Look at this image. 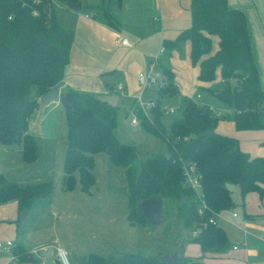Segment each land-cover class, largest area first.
<instances>
[{"label":"trees","instance_id":"16d2710c","mask_svg":"<svg viewBox=\"0 0 264 264\" xmlns=\"http://www.w3.org/2000/svg\"><path fill=\"white\" fill-rule=\"evenodd\" d=\"M80 0H0V143L19 145L21 160L31 163L37 158L35 140L28 131V120L38 105L31 97L32 86L37 97L63 80L69 61L73 30L57 20L54 3L66 6ZM111 0L87 4L93 17L117 27L110 10ZM119 2V0H116ZM190 24L179 31L175 39H164L165 49L177 41L188 40L192 64H198L197 78L212 81L219 70L220 82L206 91L225 106L233 109L236 129L264 128V87L259 81L245 13L230 7L227 0H190ZM36 14H33V12ZM210 35L218 36V48L210 53ZM166 84L156 90L155 105L150 108L151 119L141 108L131 104L141 128L166 142V151L155 154L138 166L134 145L121 142L116 134L117 109L95 94L66 88L63 94L71 103L65 107L66 149L61 182L65 190L76 183L82 192L89 193L95 182L92 172L93 154L105 152L109 161L124 169L127 189V214L130 223L149 224L138 207L145 199L156 197L178 199L177 218L186 227L199 226L208 218L210 210L220 211L233 205V191L225 187L232 183L240 197L251 191L264 194V157L250 156L243 151L235 137L218 132L215 125L220 116L208 105H200L192 96H182L179 117L167 126L162 121L161 96L177 92L173 74L160 68ZM236 82V85L234 84ZM191 162L201 174L203 198L209 207L203 215L197 213L190 189L183 186L182 165ZM77 172V177L75 176ZM53 189L51 180L31 184L7 181L0 172V201L16 200L18 210L29 209L37 197L48 196ZM186 197L182 201L180 198ZM202 252L218 250L226 242L224 230L218 224L200 226L190 238ZM10 253L18 261L35 259L33 252L21 243L10 246ZM52 264H60L54 261ZM80 264H167L159 256L131 252L108 254L89 253ZM173 264H204L200 257L183 255Z\"/></svg>","mask_w":264,"mask_h":264},{"label":"crops","instance_id":"0c3cea01","mask_svg":"<svg viewBox=\"0 0 264 264\" xmlns=\"http://www.w3.org/2000/svg\"><path fill=\"white\" fill-rule=\"evenodd\" d=\"M114 2L117 7L110 9V1L109 10L117 18L115 28L105 20L93 17L91 12L83 14L69 10L67 15L72 21L67 27L63 26L73 30V41L69 51V61L64 68V85L60 88L61 93L65 92L66 88H73L95 95L112 94L109 91L121 84L124 88L123 97L134 98L137 93H142L144 90L139 87L137 73L147 67L149 58L157 53L164 39H175L179 31L190 24V0ZM227 4L230 7L240 8L245 13L253 59L260 84L264 87V0H227ZM117 33L120 39H126V44L113 41ZM210 40V53H212L218 48V36L210 35ZM179 45H183L186 49L185 59L179 58ZM165 54L169 55L167 61L158 60ZM156 66L167 67L172 72L177 94L192 96L200 93L199 102L215 109L213 113L220 116L215 125L216 131L235 137L239 147L250 156L264 157V128L238 130L232 120V109L223 103V106L219 107L208 97L202 99L201 92L205 90L206 94H210L206 88L212 87L216 81L220 82L219 70L215 72V79L212 81H200L198 78L196 82L193 81L192 76L197 77L199 68L197 63L191 62L188 40L177 41L171 49H165L162 54H158ZM188 83L191 84L190 87ZM182 88L190 89L194 93L184 92ZM201 88L203 91L200 90ZM156 94L153 91L147 99L156 98ZM118 97L119 95L117 101ZM38 105L34 111L39 108ZM60 105V102H52L51 108ZM41 109L39 108L36 114H33L34 111L31 113L34 124L51 123V119L49 120L46 115H37ZM29 133L33 136L32 132ZM3 176L9 181L4 174ZM235 189L237 188L233 185L232 191ZM233 211L237 213L236 216L232 214ZM19 212L16 200L0 201V233L10 229L11 221L17 219ZM217 224L222 227L227 239L222 248L202 252L199 244L191 242L189 238L183 241V255L200 257L204 264H264V194L260 196L256 191H251L237 201L233 197L231 207L218 211ZM7 241L11 242V246L17 244L10 239ZM50 242H57L56 249H63L57 237L37 243L30 249L21 243L27 250L35 253V259L20 262L11 255L10 247H7L5 248L7 255L2 254L0 250V264H44L41 252L46 246L52 247L49 245ZM54 253L52 247V254Z\"/></svg>","mask_w":264,"mask_h":264},{"label":"rangeland","instance_id":"374dc122","mask_svg":"<svg viewBox=\"0 0 264 264\" xmlns=\"http://www.w3.org/2000/svg\"><path fill=\"white\" fill-rule=\"evenodd\" d=\"M80 1L82 7L77 11L83 14L92 13L91 9L85 7L87 4L101 2V0ZM114 1L116 0H111L110 9L117 7ZM53 8L58 22L67 27L68 23L72 21L67 14L72 9L66 6H58V2L54 3ZM112 16L117 21L115 15L112 14ZM97 18L99 19V17ZM167 56L169 55H161L158 60L167 61ZM185 56V47L179 45V58L185 59ZM196 78L194 75L192 76V80L195 82ZM190 85L188 83V87ZM218 86L219 81H216L211 88ZM114 89H111L109 93H115ZM200 90L203 91L202 88ZM182 91L189 93L191 90L183 89ZM116 92L119 97L117 101V126L114 131L121 142L135 146L136 159L132 164L138 166L149 157L165 152V141L158 136L145 132L139 123L130 124L131 117L135 115L131 108V104L136 105L134 98L123 97L124 91L119 93L116 90ZM177 93L161 96V118L165 126L173 117H179L181 114L182 96ZM190 93H194V91ZM149 94H153L152 89L143 90L141 96L143 102L149 99H147ZM30 95L38 99L35 86H32ZM201 95L203 100L210 98L217 106H223L214 95L206 94L205 90L201 92ZM51 103L48 105L39 101L38 106L42 109L41 112L37 113V115H46L49 120L51 119V123L34 124L32 115L29 118L28 129L33 133L35 140L36 161L23 162L19 145L0 143V172H3L9 181L25 185L51 180L53 184L52 192L48 196L37 197L32 201L25 220L19 221L20 211L17 219L11 221L10 229L0 233L2 246H6V240L10 239L14 243H23L27 249H30L37 243L44 240L50 241V239L57 237L63 247L68 264H80L81 257L89 253L106 256L131 252L160 256L162 253L174 250L178 243L195 235L196 226L186 227L177 218L178 199H164L161 223H149L144 226L130 223L126 218L128 209L124 169L112 164L105 152L93 154L92 172L96 182L90 187L89 193L82 192L78 182L72 190H65L61 182L67 131L65 107L60 103L61 105L57 108H51ZM168 105L174 107V112H168ZM39 108L33 114H36ZM150 108L152 107H149L146 113L149 119L152 117ZM75 176L77 177V172H75ZM232 195L236 201L239 200L238 189H235ZM50 243L49 245H52L55 251L53 254L54 261L60 262L56 258L57 242ZM0 250L2 254L7 255L5 248L0 247Z\"/></svg>","mask_w":264,"mask_h":264},{"label":"built area","instance_id":"2783aa9c","mask_svg":"<svg viewBox=\"0 0 264 264\" xmlns=\"http://www.w3.org/2000/svg\"><path fill=\"white\" fill-rule=\"evenodd\" d=\"M33 14H36V12L34 11ZM115 43H121V44H126V39L121 38L120 36H118V33L116 35V37L113 40ZM165 51V47L163 45H161L156 54H153L150 58H149V63L147 65V67L143 70H140L137 73V82L139 84V87L141 90L143 89H152L153 91L156 92L157 89L163 87L166 84V77L164 75V73L162 72V70L156 66V59L158 54H162ZM115 93L112 94H117L116 90L119 93L123 92V86L121 84H118L116 86V88L114 89ZM142 93H137L134 96V100L136 102V105L142 109V111L146 114L148 111L149 107H153L155 105V98H149L146 102L142 101ZM193 99L196 100L200 105H203L204 103L199 102V97H200V93H195L194 95H192ZM168 108V112L172 113L174 112V107L173 106H169ZM212 109L213 112H215V109L210 107ZM132 113V112H131ZM133 115V113H132ZM139 123V120L137 118L136 115H133L130 119V124L131 125H135ZM182 170H183V186L187 189H190L192 194H193V201L196 203V208H197V213L199 215H203V213L206 210H209L208 205L206 204L204 198H203V192L201 189V182H200V178H201V174L198 172V170L195 168L194 164L191 162H187L185 164L182 165ZM232 214L234 216H236V212L233 211ZM217 216H218V212L217 211H212L210 210V215L208 216V218L204 221H202L200 223L199 226H197L194 230V233H196L198 230H200V226L205 227L208 223L210 224H217ZM11 246V242L7 241L6 242V246H2L0 243V247L3 248H7ZM56 258L58 260H60L61 264H68L66 257H65V253L64 250L62 248H57V255ZM59 262V263H60Z\"/></svg>","mask_w":264,"mask_h":264},{"label":"water","instance_id":"95a60500","mask_svg":"<svg viewBox=\"0 0 264 264\" xmlns=\"http://www.w3.org/2000/svg\"><path fill=\"white\" fill-rule=\"evenodd\" d=\"M67 7L75 11L80 10L81 2L78 1L76 3L67 4ZM234 84L236 85V82H234ZM63 85H64V81L63 80L59 81L49 90L42 93L38 97V100L43 104H48L51 102H60L65 107L70 108L71 107L70 101L68 100L65 94H62L60 92V88ZM96 97L99 100L105 101L112 106L116 105V101H117L116 94H99L96 95ZM164 156L168 157L169 153L164 152ZM224 185L229 191L233 189L232 183L226 182ZM180 200L184 201L186 200V197L182 196ZM138 207L150 224H159L162 222V203L158 198L156 197L145 198L138 203ZM26 213H27L26 209L21 211L19 215L20 222L24 220ZM183 245H184L183 242H180L178 243L177 247L174 250L162 253L159 256V260L167 264H173L175 262L180 261L183 257ZM41 255L43 257L44 264H52L54 262L51 246H46L41 252Z\"/></svg>","mask_w":264,"mask_h":264}]
</instances>
